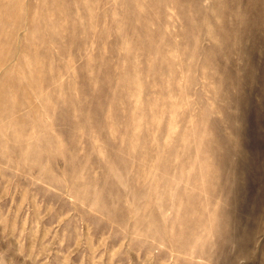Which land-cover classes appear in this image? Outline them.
<instances>
[{
    "label": "rangeland",
    "instance_id": "374dc122",
    "mask_svg": "<svg viewBox=\"0 0 264 264\" xmlns=\"http://www.w3.org/2000/svg\"><path fill=\"white\" fill-rule=\"evenodd\" d=\"M0 264H264V0H0Z\"/></svg>",
    "mask_w": 264,
    "mask_h": 264
}]
</instances>
